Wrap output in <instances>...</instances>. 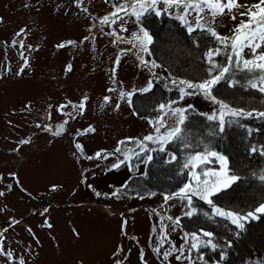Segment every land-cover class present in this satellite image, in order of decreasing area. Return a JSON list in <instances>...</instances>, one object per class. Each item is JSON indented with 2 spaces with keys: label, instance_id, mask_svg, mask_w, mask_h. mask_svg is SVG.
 I'll list each match as a JSON object with an SVG mask.
<instances>
[{
  "label": "rangeland",
  "instance_id": "1",
  "mask_svg": "<svg viewBox=\"0 0 264 264\" xmlns=\"http://www.w3.org/2000/svg\"><path fill=\"white\" fill-rule=\"evenodd\" d=\"M135 2L0 0V264H187L176 221L191 206L180 192L119 200L114 190L135 173L131 156L162 146L167 133L180 126L184 111L173 114L175 109L193 106L209 116L223 114V124L232 109L187 86L198 83L158 66L149 45L140 51L135 35L145 29L132 15ZM239 3L245 7L215 19L205 10L200 23L228 38L223 51L233 52L243 68L244 60L255 58L253 52L244 47L237 57L231 44L237 26L249 20L240 13L259 0ZM118 8L126 11L112 16ZM161 8L184 15L183 2L166 6L159 0L156 9ZM186 19L196 26L197 12L189 9ZM261 53L264 43L255 50L256 56ZM154 81L184 90L158 122L137 116L130 102L134 92ZM59 123L65 124L64 133L53 132ZM119 161L124 163L113 168ZM194 163L200 165L191 160V174L202 181ZM188 184L196 186L194 176ZM165 252L171 254L165 258Z\"/></svg>",
  "mask_w": 264,
  "mask_h": 264
},
{
  "label": "trees",
  "instance_id": "2",
  "mask_svg": "<svg viewBox=\"0 0 264 264\" xmlns=\"http://www.w3.org/2000/svg\"><path fill=\"white\" fill-rule=\"evenodd\" d=\"M138 23L152 37L149 52L153 61L171 76L202 84L228 68L220 82L212 86L211 96L232 111L253 115L232 116L228 112L221 131L219 119H209V115L197 108L186 107L180 133L160 147L143 148L138 156L129 158L135 173L114 190L113 197L123 200L153 196L152 193L177 194L193 181L189 168L191 157L214 151L228 158V175L235 174L239 179L221 187L211 197L213 205L244 214L264 204V180L260 179L264 175L261 151L264 150V117L258 115L264 112V91L260 90L264 88V71L239 68L234 62L235 54L223 51L222 47L227 46L218 38L221 35H213L207 31L208 27L186 25L165 8L144 11ZM189 26L194 30L189 31ZM212 50L216 52L210 63L208 53ZM180 97V91L154 81L147 91L134 92L130 102L137 116L158 122L164 109ZM253 146L257 152L250 151ZM144 160L145 169L140 173L139 165ZM209 161L198 165L203 177L206 170L220 167L215 158L210 157ZM213 205L193 195L191 210L196 211L191 216L183 213L177 219L184 237L187 264H264V216L249 220L242 231L230 218L216 215ZM205 232L212 236H203ZM194 233L201 241L212 239L218 245L217 250L203 246L199 251L191 249L190 245L197 242L192 236ZM229 243L231 246L227 247Z\"/></svg>",
  "mask_w": 264,
  "mask_h": 264
},
{
  "label": "snow or ice",
  "instance_id": "3",
  "mask_svg": "<svg viewBox=\"0 0 264 264\" xmlns=\"http://www.w3.org/2000/svg\"><path fill=\"white\" fill-rule=\"evenodd\" d=\"M159 0H136L135 3L131 5L132 7V15L136 17L137 20H139L141 14L144 11H147L148 9H155L157 3ZM183 2V7H184V15L178 17L181 19L186 25L189 24L188 20L186 19V16L188 14V10L191 9L195 12H197V20H196V26L203 27L200 23V21L203 19V16L201 15L202 13L207 10V13L215 19L217 16H223L225 14H230L234 9L237 8H242L245 7L244 5L239 3V0H163V3L166 6H171L173 4L175 5H180ZM137 8L140 9V11H137ZM258 9V11H253L252 9ZM120 11H126L124 8H118L117 12L112 13V16H116L118 12ZM157 15L160 14L159 11L156 13ZM240 15H247L249 17V20L245 22H241L237 28L235 29L236 35L234 36L232 40L231 47L232 49H238L237 51V57L240 56V53L243 51L244 47H248L252 50L254 59L252 60H244L243 64L246 68L251 66V68L254 69H264V53H261L260 55L256 56L255 50L257 48L261 47V44L264 43V0H259V3L256 5H253L252 8H248L246 12H241ZM231 19H236L234 15L230 16ZM109 17H104L103 22L108 23ZM115 22V21H113ZM247 29V31L243 35V39H241V31ZM194 29L189 26V31H193ZM207 31L211 32L213 35H217L215 32L214 28H207ZM142 35H135V39L139 42V49L142 52H147L148 51V45L152 43V37L151 35L146 31L141 29ZM19 35V33L17 34ZM219 39L223 41H226L228 38H220ZM87 39V38H86ZM72 43V42H69ZM23 46V45H21ZM59 47H64L63 44L59 45ZM218 54V53H217ZM209 62L211 63V57L213 56V53L209 52ZM141 62L147 64V61H144L143 58L141 57ZM117 65L119 63V60L116 61ZM153 66H156L153 62ZM70 68V66H69ZM211 71V69H210ZM228 71V68H223L220 73L210 80L205 81L202 84L198 85H192L188 84V88H195L202 90L205 96H210V91L213 85H216L217 83L220 82V80L224 77V74ZM151 85H149L150 87ZM148 89H144V91H147ZM261 91H264V88L260 89ZM183 89H181V92L183 93ZM188 95H193L195 94L194 92L187 93ZM123 95V94H122ZM213 100L215 97H211ZM108 99V98H106ZM81 109H83V104L79 106ZM162 108L164 107L163 105L161 106ZM222 107H226L223 106ZM184 110L183 109H175L173 114L176 113H182ZM230 114L232 116H240V115H247V116H252V112L244 113L243 111H230ZM260 117H264V112L258 113ZM209 119H219L221 124H220V130L223 131V121H224V116L221 114L219 118L215 115L210 116ZM184 117L181 114L180 116V121L179 123H183ZM94 131V129H91ZM158 131V129H157ZM181 129L179 127L173 129L172 131L167 133V137L165 139H170L176 134L180 133ZM250 131V130H249ZM146 140H153L154 138L152 136L145 137ZM27 143V141H25ZM77 148H81V145H76ZM119 151V149H117ZM251 152H257L258 149L256 147H252L250 149ZM262 154H264V150H261ZM101 153H97L96 156L100 157ZM209 157H213L216 159V161L220 164V170L219 171H205L203 173L205 179L201 181V177L196 174L195 172L193 173L194 179L196 181V186L193 187L191 184H187L180 190V195L183 199H186L188 202V205L191 206L192 204V196L196 195L199 196L201 199L206 200L208 204L213 205V200L211 197L215 195L218 191H220V185L222 183V178L227 177V181L235 182L236 180L239 179L235 174L231 175L230 177L228 176V158L226 156H223L217 152H207V153H197L196 155L191 157V160L193 162H199V164H204V163H210ZM91 159L92 157H88ZM104 158H107V155H105ZM151 159V157H149ZM124 163V161H119L115 164L112 165L113 168H119L120 164ZM194 166H198L194 163ZM187 167V165H185ZM208 177H215V179L210 180ZM261 180H264V175L260 177ZM227 181L224 182V187L228 186ZM191 193V195L189 194ZM97 195H100V193H96ZM0 195H3L2 192H0ZM154 195V193H152ZM170 197H165V200L169 199ZM214 207L215 214L221 217H228L231 219L232 223L237 225V227L240 230L245 229V224L249 220H254V219H259L261 216H264V204H260L258 207L253 209L252 211H249L244 214H238L236 212H231V211H225L219 207ZM47 211V209L45 210ZM196 211L195 208H192L191 211L187 212L186 215L191 216L194 212ZM171 219V217H169ZM179 223V221H176ZM126 223V222H125ZM51 227V225H48ZM237 235H240V233H237ZM193 238L197 241L196 243H192L190 245L191 249H197L198 251L200 250L201 246L203 247H210L213 251L217 250V243H214L212 239H207L206 241H201L200 237L197 234H192ZM203 236L205 237H211L212 233L205 232L203 233ZM227 247H230V243L226 245ZM157 252H159V249H156ZM221 251H223L221 249ZM171 253L165 252L164 256L167 258L168 255ZM10 255V254H9ZM181 257L177 256L176 259L179 260ZM223 258V256H222ZM23 264V262H21Z\"/></svg>",
  "mask_w": 264,
  "mask_h": 264
},
{
  "label": "water",
  "instance_id": "4",
  "mask_svg": "<svg viewBox=\"0 0 264 264\" xmlns=\"http://www.w3.org/2000/svg\"><path fill=\"white\" fill-rule=\"evenodd\" d=\"M66 131V127L64 123H59L53 128L54 133H64Z\"/></svg>",
  "mask_w": 264,
  "mask_h": 264
}]
</instances>
